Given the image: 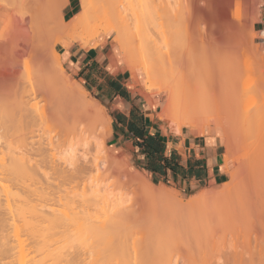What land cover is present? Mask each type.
Listing matches in <instances>:
<instances>
[{
  "label": "bare ground",
  "instance_id": "bare-ground-1",
  "mask_svg": "<svg viewBox=\"0 0 264 264\" xmlns=\"http://www.w3.org/2000/svg\"><path fill=\"white\" fill-rule=\"evenodd\" d=\"M0 1L6 6L13 7V11L16 9L15 13L11 14L10 17L4 13L0 14V60L6 56L4 61L2 58L3 62L0 61V72L6 77L5 81L0 82L1 88H3L0 94V148L6 150L8 155V158L0 163V264H84L87 259L90 261H86L89 264H97L99 261L98 264H115L116 259L117 264H129V258L126 255L128 254L127 249L130 251L132 249L135 255L137 254L134 260H137L136 257L140 256L138 263L141 260L146 264L160 258L161 261L159 263L156 262L157 264H173L171 242L172 245L176 242L178 244L182 243L184 244L183 247L185 246L184 249H187L188 246L191 249L192 245H189L190 243L188 242L191 239L193 240L190 241L191 243L199 239L198 244H196L197 242L195 244L197 248L198 245L200 246L199 242L207 235L205 236L206 232L198 230L197 228L199 227L196 226L194 229L191 228L192 230L190 231L186 229L187 233L184 229L185 233L183 230L181 232L174 230L175 232L171 234H168L169 231L166 232L168 228L166 230L161 229V232L158 233L159 231H155L158 228L154 226L155 229L150 226L149 230L151 228L154 232L150 230V232L142 233L144 228L140 232L139 228L136 227L139 232H136L137 230L134 228L136 230L135 234L138 233V236L132 234L134 230L130 234L129 231L133 229L131 225L135 223L136 214L134 215V213L138 211L135 208L139 205L135 208H129V206H133L132 203L134 201H131V204L126 203L124 200L127 199H123L122 195L115 193V190H119V186H126L130 189L129 186H133L132 184L137 186V189L136 186H133L136 190L134 193L141 192L140 195L152 198L153 201H158L157 203L161 201L160 204L165 207L172 204L175 208L181 210L195 207L199 204L204 205L205 203L206 205V202L208 205V202H210L211 206L216 205L215 207L223 203L229 204L228 210L215 212V217L225 224L224 228H227L224 231L229 230L228 232H230L231 230L233 234L237 233L234 231H241L242 234L243 228V235L246 236V234L249 235L251 230L252 233L249 236L253 234L255 236L254 240H257L259 233L264 234V101L250 106L243 98L235 96V90L239 89L237 83L241 80L235 76L239 71L240 74L242 73V65L246 64V62L242 61L241 53L243 57L253 55L264 61V53L258 47V44L257 46L249 44L253 43V39L251 41L250 38H238L241 35H243V38L248 35V33L245 35L244 31L247 30L249 21L252 23L258 21L259 14H256L257 10L254 11L255 9L252 8V5V9L250 7L246 9V11L248 9L251 10L249 16H247L245 8L243 7L244 10L242 9L245 0H185L183 7H181L183 12L179 14V11L177 15L175 14L176 16L174 15V17L178 18L179 23L181 22L179 27L183 28V34L187 36V40H194V42H189L190 40L184 42L180 35L181 33H179L181 30L175 29L172 32L173 34L171 35L173 36H170L172 38L177 37L172 40L170 39L171 37L164 34H168V30L159 23L158 20L161 18L151 10L146 0H107V13L109 12V15L113 19L115 18L114 24L118 25L117 27H114L116 26L114 24L112 26L114 27L113 29H116L114 32L118 33V35L116 33L113 40L120 46L122 58L127 62L128 71L131 77L134 78L135 84H138L136 81V67H140L145 76L143 83L145 91L167 93L166 104L161 113L158 114L160 120L174 122L179 128V132L183 125L195 126L198 121H201V118L209 114L210 109V111H214L215 107L218 109L224 108L228 114L227 117L237 119V121L235 120V125L231 123L234 127H229L231 136L235 134L237 148L239 147L238 144L241 146L238 148L240 149L238 155V157L240 156V166L235 177L230 176L229 182L223 185L224 189L216 194L210 191L200 193L194 198L182 202L172 192L163 188H156L143 174H129L123 164L115 162L112 158V160L104 158L100 160L99 156L95 158L96 156L94 155H92L94 156L93 159H89L91 157L88 158V155H90L87 153L89 151L88 146H91V144L98 149L103 148L104 150V145L102 147L101 144L105 140H103L104 138H102L100 133L105 131L101 132L100 128L102 125L106 126V124L110 123H107L109 117H107L106 111L103 110V107L98 102L92 104L86 101L78 86L69 85L63 82V79L54 76V74L51 79L46 76L48 74L47 69L59 62V54L54 47L60 45L53 44L50 47V41L58 25L65 18L61 8H65L69 0H52V3L51 0H48L50 4L46 0ZM91 1L99 2V0ZM90 2H87V4ZM253 3L255 2L253 1ZM242 11H245V14H247L245 16L247 17L242 14ZM55 16L57 17L56 19ZM174 17L173 20L177 21ZM190 28H193L192 31ZM176 31L177 33L174 34ZM194 31L195 33H193ZM121 32L124 36L123 38L122 34L119 35ZM190 34L192 38L189 37ZM94 36H92L93 39ZM125 36L128 37L129 41ZM161 36L162 38L166 36L167 41L165 38L164 42L161 43H165L167 48L164 47L165 44L163 46L162 44L161 46L159 45L158 40L161 39ZM195 36L198 42L203 45H200L202 50H199V46H196L195 41L197 40L194 38ZM124 38L127 41H123ZM93 39H90V41L79 40L77 43L85 49H90V46L91 48H96L99 43L95 42L92 44ZM125 42L127 44L129 42V44L127 45ZM192 42L194 43V48L191 47ZM169 43L173 44H171L173 48L169 46ZM187 43L188 46L186 47L185 44L187 45ZM206 44L210 46V50L203 49L204 45L207 46ZM239 44H243V50L241 51L236 47H240ZM245 45H248L247 48H250L251 54H246L249 49H245ZM196 48H198V51ZM134 50L137 52H134L135 56L133 57ZM33 60L36 61L39 74H42L44 78V82L38 80L37 84L39 83V85H34V87L33 85L28 86L32 81L30 80L29 82V78H27L28 83L21 82V79L25 80L26 76L20 75V71L23 68L26 67L28 69L27 66L23 67L28 61L32 62L28 66L33 67ZM133 60L134 62L131 63ZM245 61L248 60L245 58ZM249 62H251V59ZM2 63H4L3 67L1 66ZM27 69H23V74H26L24 71L27 72L29 70ZM18 75L22 78L18 77ZM61 80L62 88L57 93V97L62 101V111L69 112L70 115L68 117L70 118L68 119L70 120L68 123H71L70 126L67 125L68 129L66 126L63 127L67 129L64 132L66 141H68L70 146L69 158L71 163H63L66 166L58 165L52 161L46 162V154L53 147L54 142L52 138L44 140L41 135L37 134L36 124L44 119V114L34 109V104H31V101L38 94L51 95V84ZM176 86H185L188 90L182 87V92L180 93L179 91L181 90H179V87L176 89ZM183 90H185V93ZM215 95L217 96L215 97ZM211 98L213 99L211 100ZM214 98L217 101L213 102ZM218 100H220L219 103H217ZM213 103H215V106ZM5 104L12 106L11 112L6 111ZM146 105L152 106L150 100H146ZM214 119L217 130H220V128L224 129L223 123L219 120L220 118ZM200 123L202 124V122ZM201 124L198 125L201 127ZM105 129L107 128L105 127ZM100 139H102V142L99 141ZM225 142L227 155L225 154L223 163L228 168L230 167L229 157H233L230 155L232 147L231 143ZM76 144L85 147V152L82 154L77 153ZM98 154L100 153L98 152ZM49 172L55 173L54 175L58 174L57 177H62L72 182L71 184H75V188L81 185L79 210L78 208L74 210L76 207L73 208L67 205L68 201H64L63 206L60 203V199L63 197H58L60 202L56 199L60 203L58 204L59 206L54 205L56 201L53 203L54 206L51 205L52 203L48 204L49 201L53 202L55 192H60L57 186L58 190L53 191L46 185L47 182H44L48 179ZM104 172H108L109 176H112L113 180L111 183L109 180V183H107L108 181L105 183L106 179L102 180V178L104 179ZM119 176L122 178L124 176V178L121 180ZM230 184H232L231 187H229ZM62 185L68 186V184L63 183ZM63 186L61 187L60 185L61 190L65 188ZM65 195L67 196V192ZM55 197H57V194ZM132 199L133 197H131ZM234 200L235 203L233 202V205L230 201ZM138 202L140 203L141 201ZM125 203L129 204V206ZM140 207L139 209H141ZM84 209H92L94 212L92 211V215H88L83 213ZM79 212L82 213V216ZM138 212L141 213V210ZM140 213L136 216L137 219H140ZM143 223L145 225L148 224L144 221ZM162 224L164 226V222ZM179 224L181 223L179 222ZM174 226L173 229H175ZM244 228L248 230L245 231ZM158 230H160V227ZM202 230L204 231V229ZM231 232L230 234L232 235ZM241 234L239 235L241 236ZM57 235L62 236L58 240H63L65 243L58 248L59 242L57 240L56 242L50 241L51 238L55 240ZM201 235L205 237L203 236L202 238ZM256 235H258L257 238ZM113 237H115V240ZM183 237L185 241L182 240L184 239ZM69 243H74L76 246H70H72V249L77 247L80 252L72 251L73 254H71L70 248L67 249ZM178 244L176 243L177 246ZM130 246L131 249H129ZM61 247L62 249L66 248V252H64L65 250L61 251ZM78 248H81V250L83 248L84 251ZM126 256L127 259L125 258ZM131 262L130 264H133ZM153 263L155 262L153 261Z\"/></svg>",
  "mask_w": 264,
  "mask_h": 264
},
{
  "label": "rangeland",
  "instance_id": "rangeland-1",
  "mask_svg": "<svg viewBox=\"0 0 264 264\" xmlns=\"http://www.w3.org/2000/svg\"><path fill=\"white\" fill-rule=\"evenodd\" d=\"M46 1L50 4V1H48V0H46ZM146 1L149 4L151 10L154 13H156L161 18V19L158 20L159 23L162 24L163 27L168 30V34L164 33L166 36H168V37L173 36V35H171V34H173L172 32L175 29L176 30L178 29V31L181 30V32H179V33H181L180 35H181V37H182L184 42L189 41V40H190L189 42H191V41L194 42L193 39L192 40L189 39V37L192 36L191 34L188 37L189 40H187V36L183 34V28L179 27V24H181V22L179 23V21L177 20L178 18L174 17V15L175 14L177 15V13L179 11H180L179 14H181V12H183V11H181L182 10L181 7H183L182 5L184 4L185 0H146ZM253 1L255 3H253ZM52 2L53 1L51 0V3ZM74 2L76 4V9L74 8V5H73V8L75 9L74 13H77L78 11H80V12L78 14H75L73 17H70V15L72 14V12L74 10L73 8L68 9L66 12H65L64 8H61L62 9V13L65 16V18L58 25V27L55 30V32L53 33V35L51 37V41H50V47L53 46V44H58V45H60L62 47V48L60 46H55L54 47L55 51L59 54V62L57 64H55L53 67H49V69H47L48 70L47 71L48 74H46V76H47L48 79H51L52 75L54 74V76H57L59 79H63V82H65V83H67L69 85L78 86L80 88V90L82 91V93L84 94L86 101L91 102L92 104H96L98 102L103 107V110L106 111L105 113H106L107 117H110L111 103L105 97H103L105 94L101 93L100 89L97 87V85L100 84V80H105L106 70L100 68L98 65L97 66H92V65L87 64V61L84 60L83 55H84L85 51L88 50V49L82 48L79 45V43H77V41H79V40L90 41V39H93L92 36L95 35L92 44L95 43V42H98L99 45L97 47H102V46H104L106 44L104 49L102 50V52L104 54V59H103L104 64L107 65L113 72H122V73H124L126 75V79H127L126 83L129 82L131 85H133L132 81L134 80V78H133V80H131V75H130V72L128 71V64L122 58V55H121V52H120V46L113 40L115 38V36H116V33H117V32H114V30H116V29H113V28L117 27L118 25L114 24L115 23V20H114L115 18L113 19V17L109 15V12L107 13V11H108L107 10V8H108L107 0H99V2H97V3H95L94 1L90 2V0H88V1H86V0H74ZM87 2H90V3H88L90 5H88ZM262 2H263L262 0H259V1H256V0H251V1L250 0H245V2L243 3L242 9L244 7L245 11H246V9L249 8V7H250V9L254 8L255 9L254 11L257 10L256 14L257 13L259 14V12L261 10ZM2 3L3 2L0 1L1 14L4 13L8 17H10L11 14L15 13L16 9L13 11V7L6 6L5 4H2ZM252 3L254 4V7H253ZM86 4L88 5V7H87ZM251 5H252V8H251ZM250 9H248L246 11L248 15L245 14V11L244 12L242 11V14L244 16L245 15L249 16V14L251 12ZM247 16H245V17H247ZM173 17L176 18L177 21H174ZM179 17L181 18V16H179ZM56 18L57 17L55 16V19ZM116 23H117V21H116ZM113 24L116 25V26L112 27ZM253 24L254 23L249 21V25H248L249 29L247 28V30H245V31L243 30L244 34L246 35L248 33V35L250 37L248 35H246V37L244 36L245 38H243V35H241L242 34L241 33V34H239L241 36L238 37V38H241V39L250 38L251 41H252V39L254 40L256 35L253 33ZM184 28H185V26H184ZM192 29H191V31H192ZM191 31H190V33H192ZM248 31H250V32H248ZM176 33H177V31L174 34H176ZM193 33H195V31ZM120 34H122V32L119 33V35ZM117 35H118V33H117ZM193 35H195V34H193ZM166 36H165V38H166ZM123 37L124 36L122 34V38ZM126 38L128 40V37H126ZM160 38L161 39L158 40V43H159L160 46H161V44L163 46L165 43H161V42H164L163 40L165 38H164V36H163V38H162V36ZM176 38H172L171 37L170 39L172 40V39H176ZM194 38L196 39V36ZM127 40L124 38L123 41H127ZM171 40H170V42H171ZM166 41H167V38H166ZM174 42H176V41H174ZM193 42L191 43L192 46L189 44L191 47H193V45H194ZM195 42L197 44L196 46L197 47L199 46L198 47L199 50H202L200 48L201 44L198 42V40L195 41ZM125 43L127 44V42H125ZM128 44H129V42H128ZM169 44H170L169 46H171L172 43H169ZM249 44L255 45L254 43H249ZM206 45L207 46L204 45L205 48L203 47V49L210 50L209 49L210 46L208 44H206ZM248 45H245L246 47L244 46V48L246 49ZM166 46L167 45L165 44L164 47H166ZM185 46L187 47L188 43H187V45L185 44ZM201 46H203V45H201ZM239 46L240 47H238V46H236V47L240 51L243 50V47H242L243 44H239ZM255 46H257V45H255ZM171 47H169V48H171ZM258 47H260V49L263 51L261 46L258 45ZM198 48H196L197 51H198ZM248 49H249V52L246 53L247 55H249V53L251 54V50H250L249 47L247 48V50ZM134 52H137V51L134 50L133 53ZM68 53H71V54L75 53L76 55H74L73 57L71 56L70 60L65 61V59L67 58L66 55ZM263 53H264V51H263ZM46 55H47V53H46ZM242 55L243 54L241 53L242 61L246 62V64L242 65V67H243L242 68L243 70H241L242 73L240 74V71H239V73L237 72V75L239 74V76H237V75L235 76V77H238L237 79H241L237 83L238 84L237 86L239 87V89L235 90V96L236 97L239 96L241 99L243 98L244 101H247L248 105L254 106L253 105L254 103L256 105L257 103H259L261 101H264V61L259 59V58H257V57H255V56H253V55H250V56H247V57L245 55H244L245 57H243ZM132 56L134 57L135 53L132 54ZM136 56H137V53H136ZM5 57H2L3 61H4ZM2 58H1L0 61H2ZM245 58L248 61L251 59V62L248 63V61H245ZM30 60H32V59H30ZM133 62H134V60L131 63H133ZM29 63H32V62L28 61V63L24 64V66H23V67H25V66L28 67L29 70L26 67L23 68L24 70L27 69L28 73L24 71V73H26V74H23V69L20 71V73H21L20 75L21 76H26L25 80L21 79L22 81L21 80L20 81L21 82H27L28 81L27 78H29V82H30V80H32L34 84L31 83L32 82L31 81L30 85H28V86H32L33 85V87H34V85L35 86L39 85V83L37 84L38 80H40V81L42 80V82H44L43 81L44 78H43L42 74H39L40 72L37 70L38 67L36 66L37 65L36 61L33 60V67L32 66L31 67L28 66ZM247 63H248V65L250 64L249 67H248ZM3 64L4 63L1 64L2 67L4 66ZM245 65H246V67H245ZM246 68H248V69H246ZM240 69H241V67H240ZM36 70L38 71V73H36L37 72ZM52 70H53V72H52ZM29 73H31L33 75H30ZM20 75H18V77H21ZM4 79L6 80V77L4 76V74L2 72H0V82L5 81ZM136 81L138 82V84L136 85L135 84V80H134L135 86L133 85L134 86L133 90L137 94L139 93L143 100H144V98H146L148 100H149V98L154 99V94H151V92L160 94V95H158V98H157L158 102L160 101L159 109L157 110V114H155L156 116L154 117V118L157 119V126H161L162 130L168 131L171 134L178 135L176 132L178 131L179 128L174 122H167V121L164 122V121L160 120L157 117L158 114L161 113L163 107L166 104L167 93H165V92H157V91H145L144 90V85H143V83L145 81V76L142 73L140 67H136ZM23 86H26V85H23ZM177 87H179V86H176V89H178ZM182 87L185 88V86H182ZM182 87H179V90H181V91H179L180 93L182 92ZM61 88H62V80L61 81H57V82L55 81L50 86L51 95H40V94H38L31 101V104H34V107H35L34 109H36L38 111H41L44 114V119L38 121V123L36 124V128L38 130L37 134L41 135L42 138H44V140H46L48 138H52L53 142H54L53 147H51V149L48 152V154H46V157H45L46 158V162L47 161H52V162H54V163H56L58 165L62 164L63 166H66V164H68V162L71 163V160L69 158V155H70L69 147L70 146L68 145V141H66V135H65L64 130L67 131V129L69 128L68 126H70L71 123L70 124L68 123L69 120H70V119H68V118H70V117H68V115H70L69 112H65V111L63 112L62 111L63 110L62 109V103H61L62 101H61L60 98L57 97V93L59 92V90ZM185 89L188 90L187 88H185ZM2 90H3V88H1V85H0V94L2 93ZM176 91L178 92V90H176ZM183 91L185 93V90H183ZM179 92H178V94H180ZM186 92L188 93V91H186ZM190 93H191V91H190ZM219 94H217V95H219ZM217 95H215V97ZM220 98H221V96H220ZM207 99L209 100V98H207ZM212 99L213 98H211V100ZM208 100H207V103H208ZM223 100H225V99H223ZM215 101H217V99H215L213 102H215ZM219 101L220 100H218L217 103H219ZM5 105H6L5 106L6 111L11 112L12 109H13L12 106L10 104H5ZM213 105L215 106V103H213ZM216 106H217V104H216ZM223 107H224V105H223ZM214 109H215L214 111H210L211 110L210 109L209 112H208L209 114H207L206 117L201 118L200 119L201 121H198L197 124L195 126L191 127V128H193L194 130L200 131V133L206 128H211V129L217 130L216 121H215L214 118H217V119L220 118L219 120H221V122L223 123L224 129L220 128V130H218L219 131L218 135L221 138L220 140H221V143H223V148H224V152H225L226 155H227V150H226V147L224 145L226 143L225 141H228L227 142L228 144L231 143V147H232V149L230 151V155H231V157L232 156L233 157L232 158L229 157V160H228L230 167L226 168L225 165H224V169H225V171L227 172V175H228L227 182H225V183H228L229 180H230V176L235 177V175H236V173H237V171L239 169V166H240V159H239L240 156L238 157V155L240 153V149H238V148L241 147V146L238 144L239 147L237 148V142H236V139H235V134L233 133L234 135L231 136V134H230L231 131H229V127H231V128L234 127L231 123L234 124L237 121V119H235V118L231 119V117H229V116L227 117L228 114H227V112H226V110L224 108L223 109L225 111L223 109H220V108L218 109L216 107ZM211 112H213V113H211ZM209 115H211V116H209ZM109 120H110V118H109ZM109 120H108L107 123L110 122ZM204 121H205V123H203ZM200 122H202L203 125ZM110 124H111V122L109 124H106V126L102 125L101 128H100L101 125L99 126V128L101 129L100 130L101 132L105 131V132H102L100 134H102V138H104L103 140H105V141H103V144H101V145H102V147L104 145V150L106 151V153L103 150V148L98 149L95 145L91 144V146H88L89 151L87 152L88 154H90V155H88V158L91 157L89 159H93L94 156H96L95 158H98V156H99L100 160L104 158L106 160H112L113 159L115 162L116 161L118 163L120 162V164H123L124 168H126V172H128L129 174H137V173L143 174L144 177L151 184H153L156 188L159 187V188H163V189H165V190H167L169 192H172L177 197V199H179L182 202H186L187 200L194 198L196 195H198L200 193H206V192L210 191V192L216 194V193H218V192H220V191H222L224 189L223 185L225 183L220 185V186H217V187L204 189V190L200 191L199 193L193 195V194H190L189 192L183 193L180 190L174 189V188H172L170 186L159 185L154 179L150 178L148 174H146L144 171L141 170V168H140L141 166L136 163V161L134 160V158L131 157V155L127 154L125 151H123L121 149V144L115 145V142L112 140V138L110 136V133H111ZM198 124L199 125L201 124V127ZM65 126H66V128L67 127L68 128L64 129L63 127H65ZM105 127L107 129H105ZM184 127H190V126H186V125L181 126V128H184ZM109 128H110V130H108ZM200 129H202V130H200ZM99 141L102 142V139H100ZM99 141H98V143H99ZM245 143L247 144V142H245ZM235 144H236V146H235ZM101 145H99V146L101 147ZM75 148H77V153H79V154H82L83 152H85V147L79 146V144H76ZM98 152L100 154H98ZM233 152H234V154H233ZM106 154H107V157H106ZM92 155H94V156H92ZM101 156H102V158H101ZM236 157H238V158H236ZM7 158H8V155H7L6 150L0 148V163L4 162ZM68 158H69L70 161L68 160ZM233 160H235V161H233ZM63 163H66V164H63ZM106 165H107V163H106ZM104 173H103L104 179L102 178V180L106 179L105 183L108 180L111 183V181L113 180L112 176H109L110 174H108V172H106L105 174ZM54 174L52 172L51 173L49 172L48 179L45 180V181L43 180L44 182H47L46 185L48 187H50L51 190L54 191V190H58V188H59L58 191H60V192L56 191L57 193L55 192V195L53 197L54 199L52 198L53 202L49 201L48 204L52 203L51 205H53V203L56 201V199H58V200L60 199L58 197H61V198L63 197L62 199H60L61 202H60V200L58 202H60L64 206V201L65 202L68 201V204L66 203L67 205L72 206L73 208L76 207V208H74V210H77V208L79 210L78 206L80 205L81 185H78V187L76 186V188H75L74 187L75 184H71L72 182L67 181L66 179H64L62 177L61 178L57 177L58 174L57 175H54ZM115 176H117V175H115ZM120 178L122 180L124 178V176H123V178L119 176V179ZM61 179H63L62 180L63 182L61 181ZM109 181L107 183H109ZM62 183L63 184H68V186L67 185L63 186ZM60 185H61V187L63 186L65 188H62L63 190H61L60 189L61 188ZM132 185L134 187L136 186L134 184H132ZM231 185L232 184H230L229 187H231ZM71 186H72V188H71ZM133 186H129L130 189L127 188L126 186H122V187L119 186V190L118 189L115 190V193H117L118 195H122L121 197L123 199H125V198L127 199V200H124V201H126V203L128 202L129 204H131L134 201L132 203V205H133L132 207L129 206V204L125 203L127 206H129V208H133V207L135 208L137 205H139L135 209H137L138 211L141 210V213L138 212V211L137 212H138V214L139 213L141 214L140 219H142V220H140L139 218H138L139 219L138 220L136 218V216L138 215L137 212L134 213V215L136 214L135 215V223H132V225H131L133 227V229H131V227H130L131 230L129 229L130 230L129 231L130 234H131V231L134 230L133 231L134 233L132 232V234H134V236H138L137 235L138 233L135 234L136 230H137L136 232H139V231L141 232L142 229L144 228L142 233H144L146 231L150 232V230H153L151 228H153L154 226L156 228H158V229L160 227V230H158V229H156L154 227L156 229L155 230L156 232L159 231L158 233L161 232V229L162 230H166L167 228H168V230H166V232L169 231L168 234L169 233L171 234L172 232L174 233L175 231L181 232L183 230V232H184V229H185V231H186V229H189L187 231H190V230H192V229H194L196 227H199V228H197L198 230H201L204 233L206 232L204 235L205 236L207 235V237H205L203 235L205 237V238H203V236L201 235L203 239L201 238L202 240H201V242H199L200 246L198 245V248H197L196 244H198L199 239L196 241L197 243L195 241L191 243L190 241L192 239L188 242V243H190L189 245H192L191 249L189 248V246H188L187 249H184L185 246L183 247L184 244L181 243L182 240L185 241L184 237H183L184 239H182V240L180 239L181 242L179 241L182 245L178 244V242H176L178 244V246L176 245V243H173V245H172L171 244L172 242H171L170 245L173 247V249H172V253H173L172 254L173 255L172 262H173V264H264V240H263L264 234H261V233L258 234L259 235L258 238H260L261 241H259L260 239L257 238L258 235H256L257 240H254L255 236H253V234L251 236H249L252 233V231L251 230L249 231V235L246 234V232H245V234H246V236H245V235H243L244 231H243V228H242V232H243L242 234H241V231L240 232L239 231H234V232H237V233L233 234L231 232V230H230L232 235H234V236H232L230 234V232H228L229 230L228 231H224V230L227 229V228H224L225 224L223 222H220L215 217V212L216 211H218V210H228V208L230 207L229 204H224L223 203L221 205H218L217 207H215L216 205H212L213 206L212 207L210 202H208L209 205L207 204V202H206V205L203 202L204 205L203 204H199L198 206H195V207L193 206V207H190L188 209H181L180 210V209L175 208L172 204H169V206L165 207L162 204H160L161 201H160V203H157L158 201L157 202L155 200L153 201L152 198L150 199V198L144 197L143 195H140L141 192L134 193V192H136V190H135V188ZM124 187H126V188H124ZM131 189H132L133 192L130 191ZM136 189H137V186H136ZM63 191H65V192H63ZM66 192H67V196L65 195ZM56 194H57V197H55ZM59 195H61V196H59ZM137 196H140L141 198L137 197ZM131 197H133L132 200H131ZM64 198H66V199L64 200ZM138 198H140L141 200L138 199ZM135 199H137V200L135 201ZM150 200H151V202H150ZM138 201H141V202L139 203ZM58 202L56 201L54 205L57 206L58 204H60ZM135 202L136 203L138 202L139 204L138 203L136 204ZM230 202H232V204H233V202L235 203V200L234 201H230ZM218 204H220V203H218ZM139 207L141 209H139ZM150 207H152V208H150ZM92 211L94 212V210H92V209L85 210L83 213H86L88 215H92ZM81 212H79L80 215L82 214ZM173 214H175V215H173ZM83 215L85 216V214H83ZM174 216H175V218L173 219ZM175 219H177L176 222H174ZM143 221L145 223H148V224H146L147 226L143 223ZM165 221L166 222L168 221V222H170L172 224H170L168 222L166 223ZM162 222H164V226H163ZM179 222L181 224H179ZM137 223H139V224H137ZM138 225H139V227H138ZM150 226H151V228L149 230ZM173 226H174L175 229H173ZM181 226H182V228H181ZM136 227L139 228V231H138V229ZM205 227H207V228H205ZM134 228H136V230ZM163 228H165V229H163ZM202 229H204V231ZM228 229H229V227H228ZM244 230L246 231L248 229L244 228ZM187 231H186V233H187ZM153 232H154V230H153ZM166 232H164V233H166ZM247 233H248V231H247ZM4 234H6V233H4ZM239 234H241V236ZM162 235H166V234H162ZM248 236L251 237V238H249ZM56 237H55V240H52L54 238H51L50 241L51 242L52 241L56 242V240H57L59 243H61V244H59L57 242L59 246H57V243H56L57 248L60 247V245L65 244L62 239H61L62 241L58 240V239L62 238V236L61 237L58 236L57 238ZM0 238H1V235H0ZM113 238L115 240V237H113ZM11 242H12V239H11ZM188 243H186V244H188ZM53 244H54V242H53ZM70 245H75V244L74 243H71V244L69 243L68 244L67 249L70 248L69 251H71L70 252L71 254H73L74 251L80 252V251L77 250V247L73 246L76 249H72V246H70ZM174 245H175V248H174ZM180 245H181V247H180ZM194 245H195V247H193ZM192 247H193V250H192ZM65 249L64 248L62 249V247H61L60 250L64 251ZM78 249L81 250V248H78ZM129 249H131V246H130ZM177 249H179V250L176 251ZM188 249H190V251H188L189 253L187 252ZM173 250H174V252H173ZM81 251H84V249L82 248ZM129 251L130 250L127 249L128 254H126L128 256V258H129L128 259L129 264H130V261H132L131 263H133V264H139V263L142 262L140 260L139 263H138V260H139L140 256H137L136 257L137 260H134L135 256L137 254L135 255V253H134V251L132 249H131L130 252ZM132 251H133V255H132ZM64 252H66V250ZM178 252H179V254H178ZM177 255L180 256V257L178 258ZM87 256H89V255H87ZM127 256L125 257L126 259H127ZM165 256H167V255H165ZM164 258H166V257H164ZM157 259L158 260L155 259V260H152L151 262L146 263V264H152L153 261L155 263L156 262L159 263V261H161V260H160V258H157ZM86 261L88 262L89 259H87ZM86 261L84 262V264L87 263ZM116 262H117V259H116ZM116 262H115V264H117ZM101 263H102V261H101ZM155 263H153V264H155ZM87 264H89V263H87ZM109 264H114V263H109ZM141 264H144V263L142 262Z\"/></svg>",
  "mask_w": 264,
  "mask_h": 264
},
{
  "label": "crops",
  "instance_id": "crops-1",
  "mask_svg": "<svg viewBox=\"0 0 264 264\" xmlns=\"http://www.w3.org/2000/svg\"><path fill=\"white\" fill-rule=\"evenodd\" d=\"M262 1L258 21L253 24V33L256 35L253 43L261 46L264 51V0ZM73 5L76 9L74 0H69L64 8L65 12L73 8ZM75 9L70 16L75 14ZM105 45L90 47L83 58L87 64L98 65L106 70L105 80H100L97 87L111 103L110 136L115 145L121 144V149L131 155L141 166V170L159 185L170 186L183 193L194 195L227 182L228 175L223 163L225 152L219 131L206 128L200 133L191 127H184L175 135L162 130L154 118L159 109L160 101L157 98L160 94L151 92L154 94V99L149 98L152 106L146 105L147 99L143 100L139 93L134 92L132 77L134 86L126 83L124 73L113 72L104 64L102 50ZM74 55L76 54L68 53L65 61ZM143 141L144 145L140 147L139 144Z\"/></svg>",
  "mask_w": 264,
  "mask_h": 264
},
{
  "label": "trees",
  "instance_id": "trees-1",
  "mask_svg": "<svg viewBox=\"0 0 264 264\" xmlns=\"http://www.w3.org/2000/svg\"><path fill=\"white\" fill-rule=\"evenodd\" d=\"M143 145H144V141L139 144L140 147H143ZM146 169H147V171H150L148 168H146Z\"/></svg>",
  "mask_w": 264,
  "mask_h": 264
}]
</instances>
